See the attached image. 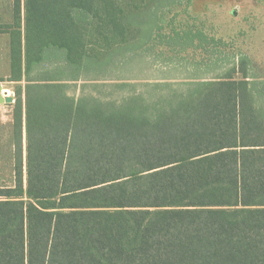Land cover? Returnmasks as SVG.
Segmentation results:
<instances>
[{"label":"trees","instance_id":"1","mask_svg":"<svg viewBox=\"0 0 264 264\" xmlns=\"http://www.w3.org/2000/svg\"><path fill=\"white\" fill-rule=\"evenodd\" d=\"M181 1L13 0L8 80L25 83L0 264H264V78L246 55L210 77L113 83L119 98L68 93L143 48L209 44L167 17Z\"/></svg>","mask_w":264,"mask_h":264},{"label":"rangeland","instance_id":"2","mask_svg":"<svg viewBox=\"0 0 264 264\" xmlns=\"http://www.w3.org/2000/svg\"><path fill=\"white\" fill-rule=\"evenodd\" d=\"M173 13L179 28L192 26L204 33L210 43L195 49L188 48L176 55L162 44L143 48L126 58L115 59L100 74H87V77L72 83L68 93L78 96L84 89L94 95L119 98L123 89L111 86L113 83L183 82L199 76L210 77L222 72L240 54L249 58L253 73L264 78V0H182L167 17ZM13 17V0H0V23L6 31H11L7 26L13 24ZM169 31L170 26L165 25L162 32ZM211 51L216 52L212 54ZM217 57L218 61L214 62ZM221 58L224 62L220 63ZM195 62L203 64L194 66ZM205 63L210 67H204ZM24 83L23 80L0 81L5 92L13 98L12 103L2 104L5 120L0 121V185L13 184L10 155L15 89L23 87Z\"/></svg>","mask_w":264,"mask_h":264},{"label":"crops","instance_id":"3","mask_svg":"<svg viewBox=\"0 0 264 264\" xmlns=\"http://www.w3.org/2000/svg\"><path fill=\"white\" fill-rule=\"evenodd\" d=\"M1 25H3V23H0V26ZM10 40H11V33H10V31L9 30L6 31V29L3 28L0 31V81L2 79H9V77L11 75ZM1 88H2L1 89L2 94L3 95H5V94L8 95L7 92H5V89L3 88L2 85H1ZM14 102H15V100H14ZM2 104H7V103H2ZM2 104H0V121L5 120V116L2 113V106H3ZM12 149L13 148L11 147V150ZM11 161H12V153L10 155V162Z\"/></svg>","mask_w":264,"mask_h":264},{"label":"water","instance_id":"4","mask_svg":"<svg viewBox=\"0 0 264 264\" xmlns=\"http://www.w3.org/2000/svg\"><path fill=\"white\" fill-rule=\"evenodd\" d=\"M1 85H0V103H11L13 101V98L12 96L10 95H3L2 92H1Z\"/></svg>","mask_w":264,"mask_h":264}]
</instances>
